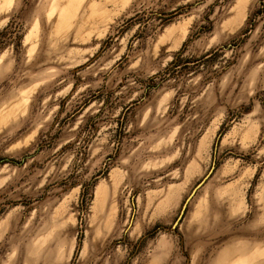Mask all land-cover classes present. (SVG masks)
Returning a JSON list of instances; mask_svg holds the SVG:
<instances>
[{
  "label": "rangeland",
  "instance_id": "374dc122",
  "mask_svg": "<svg viewBox=\"0 0 264 264\" xmlns=\"http://www.w3.org/2000/svg\"><path fill=\"white\" fill-rule=\"evenodd\" d=\"M0 264H264V0H0Z\"/></svg>",
  "mask_w": 264,
  "mask_h": 264
},
{
  "label": "water",
  "instance_id": "95a60500",
  "mask_svg": "<svg viewBox=\"0 0 264 264\" xmlns=\"http://www.w3.org/2000/svg\"><path fill=\"white\" fill-rule=\"evenodd\" d=\"M203 181H204V179L202 180V181H200L197 185H196V187L193 189V191H192V193L190 194V196L189 197H191V195H193V193L195 192V190L203 183Z\"/></svg>",
  "mask_w": 264,
  "mask_h": 264
},
{
  "label": "bare ground",
  "instance_id": "6f19581e",
  "mask_svg": "<svg viewBox=\"0 0 264 264\" xmlns=\"http://www.w3.org/2000/svg\"><path fill=\"white\" fill-rule=\"evenodd\" d=\"M114 1H117V0H114Z\"/></svg>",
  "mask_w": 264,
  "mask_h": 264
}]
</instances>
